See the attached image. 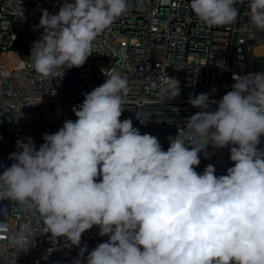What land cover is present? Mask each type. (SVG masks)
<instances>
[{
  "label": "clouds",
  "instance_id": "clouds-1",
  "mask_svg": "<svg viewBox=\"0 0 264 264\" xmlns=\"http://www.w3.org/2000/svg\"><path fill=\"white\" fill-rule=\"evenodd\" d=\"M242 2L189 6L207 26L222 27L236 22ZM248 7L251 24L264 31V0ZM127 11L128 0H64L55 14L42 10L44 32L29 55L34 71L48 77L83 66L96 38ZM232 78L219 101L208 92L189 96L200 111L168 137L165 151L131 118L121 121L128 80L110 71L73 106L76 119L45 133L39 148L30 137L17 141L13 163L0 174V200L37 213L45 233L74 245L98 226L109 239L90 252L81 248L86 264H264V71ZM161 93L178 97L179 81L169 77ZM209 144L230 146L225 175L212 164L196 171ZM30 236L25 225L12 243L23 247Z\"/></svg>",
  "mask_w": 264,
  "mask_h": 264
},
{
  "label": "built area",
  "instance_id": "built-area-1",
  "mask_svg": "<svg viewBox=\"0 0 264 264\" xmlns=\"http://www.w3.org/2000/svg\"><path fill=\"white\" fill-rule=\"evenodd\" d=\"M63 2L0 0V174L13 163L9 155L17 151L18 140L30 137L39 148L45 133L53 134L66 120L76 119L73 106L82 104L83 94L100 86L110 71L128 80L121 121L131 118L141 134L156 136L165 151L168 137L175 138L186 118L200 111L188 103L190 95L208 92L210 99L219 101L231 90L233 74L260 72L255 64L264 57V31L251 24L247 0L236 5V22L222 27L198 20L190 0H128L127 13L96 38L83 66L41 77L29 55L44 32L39 23L42 10L55 14ZM16 44L24 47L23 54L14 50ZM12 53L18 61L5 65L4 55ZM169 77L179 81L180 95L164 100L161 88ZM258 148H264V136ZM209 164L217 176L225 175L233 166L230 146L209 144L207 158L200 153L196 171L202 173ZM25 225L35 237L16 246L12 241ZM99 232L93 226L74 245L45 233L37 213L0 200V264H75L78 258L86 264L87 252L80 257L81 248L90 252L109 239Z\"/></svg>",
  "mask_w": 264,
  "mask_h": 264
},
{
  "label": "bare ground",
  "instance_id": "bare-ground-1",
  "mask_svg": "<svg viewBox=\"0 0 264 264\" xmlns=\"http://www.w3.org/2000/svg\"><path fill=\"white\" fill-rule=\"evenodd\" d=\"M12 61H15L17 62L18 61V57L16 54H5L4 55V58H3V63L6 65V63L8 62H12Z\"/></svg>",
  "mask_w": 264,
  "mask_h": 264
},
{
  "label": "rangeland",
  "instance_id": "rangeland-1",
  "mask_svg": "<svg viewBox=\"0 0 264 264\" xmlns=\"http://www.w3.org/2000/svg\"><path fill=\"white\" fill-rule=\"evenodd\" d=\"M255 68L257 71H264V57H260L256 60Z\"/></svg>",
  "mask_w": 264,
  "mask_h": 264
},
{
  "label": "trees",
  "instance_id": "trees-1",
  "mask_svg": "<svg viewBox=\"0 0 264 264\" xmlns=\"http://www.w3.org/2000/svg\"><path fill=\"white\" fill-rule=\"evenodd\" d=\"M13 48L15 51L19 52L20 54H23V52H25L24 47L21 44H16Z\"/></svg>",
  "mask_w": 264,
  "mask_h": 264
}]
</instances>
